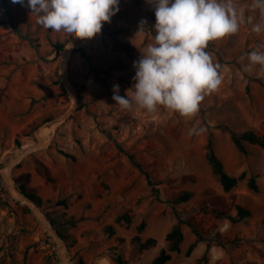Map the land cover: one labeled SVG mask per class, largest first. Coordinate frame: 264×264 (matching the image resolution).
Returning a JSON list of instances; mask_svg holds the SVG:
<instances>
[{
	"label": "rangeland",
	"instance_id": "374dc122",
	"mask_svg": "<svg viewBox=\"0 0 264 264\" xmlns=\"http://www.w3.org/2000/svg\"><path fill=\"white\" fill-rule=\"evenodd\" d=\"M234 3L260 22L258 11L247 7L251 0ZM141 20L145 29L137 33ZM154 24V9L145 0H120L119 11L100 34L77 40L61 74L63 49L57 51L55 44L64 48L71 36L44 29L26 6L0 0V172L38 142L36 129L39 134L40 128L53 129L41 148L12 166L11 175L14 180L30 174L28 188L41 197V213L67 237L65 247L55 242L13 197L0 173V264H62L64 253L72 264H92L113 248L124 264H150L168 246L165 237L178 221L176 211L184 221V241L166 264H264V149L245 143L242 153L231 139L232 132L264 136V70L243 71L246 54L264 45V33L254 34L251 24L242 23L236 34L209 42L206 51L220 66L222 83L188 118L163 107L154 113L135 104L122 109L112 99L115 84L120 96L131 98L133 62L153 42ZM62 75L73 83L79 105L67 120L46 127L74 103ZM103 130L134 155L150 181ZM210 141L230 175L246 174L228 192L208 162ZM37 161L48 167L53 181L38 173ZM251 176L257 192L247 186ZM185 191L191 197L174 205ZM237 205L251 215L234 222L229 217H236ZM125 213L130 224L117 221ZM189 223L220 243L201 241L186 256L196 240ZM136 235L156 243L141 249L133 241Z\"/></svg>",
	"mask_w": 264,
	"mask_h": 264
},
{
	"label": "clouds",
	"instance_id": "9594fccd",
	"mask_svg": "<svg viewBox=\"0 0 264 264\" xmlns=\"http://www.w3.org/2000/svg\"><path fill=\"white\" fill-rule=\"evenodd\" d=\"M31 10L37 23L65 36L92 39L104 23L119 11L120 0H11ZM153 9V42L133 62L135 81L131 98L120 96L119 85L112 87V99L122 109L133 104L148 113L163 107L182 117L192 118L206 95L217 91L223 77L206 49L209 42L236 34L242 23L251 24L254 34L264 33V0H251L247 6L258 11L260 22L245 15L246 9L234 0H145ZM141 20L139 31H144ZM264 45L246 54L244 72L255 66L264 70ZM244 57H241L243 60Z\"/></svg>",
	"mask_w": 264,
	"mask_h": 264
},
{
	"label": "trees",
	"instance_id": "16d2710c",
	"mask_svg": "<svg viewBox=\"0 0 264 264\" xmlns=\"http://www.w3.org/2000/svg\"><path fill=\"white\" fill-rule=\"evenodd\" d=\"M55 49L57 51H62L63 49V44L61 43H56L55 44ZM104 134L112 141H114V143L116 144L118 150L120 152H123L126 154V156L129 158V160L136 166L138 167L147 177L148 181H150V176L147 172H145L144 168L142 167V165L135 159L134 155L127 152L123 146L117 142V140L113 137V135L111 134V132H109L108 130H103ZM231 139L233 141V143L236 145V147L238 148V150L242 153H246V147H245V143H250V144H255L260 146L261 148L264 149V136L263 135H258L257 133H255L254 131H245L242 133H231ZM207 158H208V162L212 167V171L213 173L218 177L219 182L223 188L224 191L228 192L230 190H232L234 187L237 186V184L239 183L240 180L245 178V172H243L240 176L236 177V176H232L230 175L224 168V165L221 161V159L217 156V154L215 153V150L213 148L212 142L210 141L208 143V151H207ZM36 170L38 171V173L42 174L45 178V180L47 182H51L53 181V177L51 176V173L48 169L47 166H45L42 162L37 161L36 164ZM30 180V174L29 173H22L16 177H14V181L16 184V188L23 193L29 200H31L32 202H34L37 206H41L42 204V199L41 197L33 190V189H29L28 188V183ZM247 186L249 187V189L257 192L259 190L258 185L256 183V179L255 176H251L248 181H247ZM156 193H157V188H154ZM191 193L188 191L183 192L182 194H180L178 196V198H176L173 203L174 205L179 203V202H184L187 201L190 197H191ZM23 209L27 212H30V208L23 206ZM236 210H237V215L236 217H229L232 221L236 222V221H240L246 217H249L251 215V212L249 209L241 206V205H237L236 206ZM176 211V210H175ZM176 214L178 216V221L176 224H174L172 226V228L170 229V231L166 234V242L168 244L167 248H162L159 252V254L152 260V262L150 264H166L167 262H169L172 258V253L173 252H179L181 250V244L184 241V234H183V230L181 228V224L184 222L180 217L178 212L176 211ZM117 221H123L126 224H130L131 223V218L129 216V214H123L120 215L117 218ZM50 223L51 225L54 227V229L56 230L57 234L59 235V237L63 240L66 241L67 237L60 232L57 228L56 225L54 223L53 220L50 219ZM189 226L192 229V232L195 234L196 236V240L191 243L187 250H186V256H189L193 249L196 247L197 243L201 242V241H205L208 243V246L210 245L211 242L215 241L216 243H220L218 239L216 238H212V237H206L202 234V232L199 230V228L197 227V225L193 224V223H189ZM145 227V222L143 221L138 227V232H141L143 230V228ZM108 230L112 232V227L109 226ZM133 241L138 243L139 247L141 249H146L149 248L151 246H153L156 243V240L154 238H147L145 241H141V238L139 235H136L133 237ZM112 257L114 258V260L116 261L117 264H124L125 261L123 259L122 254L119 252V250L117 248H113V253L111 254ZM79 264H82V262H80Z\"/></svg>",
	"mask_w": 264,
	"mask_h": 264
},
{
	"label": "water",
	"instance_id": "95a60500",
	"mask_svg": "<svg viewBox=\"0 0 264 264\" xmlns=\"http://www.w3.org/2000/svg\"><path fill=\"white\" fill-rule=\"evenodd\" d=\"M78 38L71 36V38L67 41V43L65 44L63 51H62V55L61 58L59 60V71L62 74V66L64 63V60L67 56V54L70 52V50L72 49V47L75 45V43L77 42ZM62 81L66 87V89L73 95L74 97V103L71 106V108L65 113L62 114L52 120H50L49 122H47V124L45 125L47 126H51L54 123H61L64 122L65 120H67L77 109L78 105H79V95L77 93V91L74 88L73 83L69 80L68 77L63 76L62 75ZM35 137L37 138L38 142L36 143V146H28L26 148H24L21 153L17 156H15L12 160L11 163H13L15 166L16 164L20 163L24 158H26L29 154L33 153L34 151L38 150L39 148H41L44 145V141L41 139L40 134H39V129H36L35 132ZM5 168V167H4ZM4 168L1 170V176L4 178V180L7 182L8 185V189L11 192V194L13 195V197L16 200L21 201L22 203H24L28 208H30V210L34 213V215L38 218V220L42 223V225L45 227V229L47 230V232L49 233V235L51 236V238L55 241V242H61V244L65 247L64 242L62 241V239L59 237V235L57 234V232L52 228L51 224L48 222V220L46 219V217L41 213L39 207L32 202L31 200H29L23 193H21L14 185V180L13 177L11 175V170L12 168H10V174H4L3 170ZM13 191H16L17 195L13 194ZM60 261L62 264H72L69 260L67 255L64 253L63 256L60 255L59 256ZM105 258L109 261L110 264H117L116 261L114 260V258L112 257V255L108 254V253H102L100 255H98L92 264H98V262L102 259Z\"/></svg>",
	"mask_w": 264,
	"mask_h": 264
},
{
	"label": "bare ground",
	"instance_id": "6f19581e",
	"mask_svg": "<svg viewBox=\"0 0 264 264\" xmlns=\"http://www.w3.org/2000/svg\"><path fill=\"white\" fill-rule=\"evenodd\" d=\"M52 130L53 129H51V128H40V137H41V139L45 142V141H47V140H49V138H50V136L52 135ZM30 146H32V145H30ZM33 146H36V144H33ZM28 147V146H27ZM20 154V153H19ZM18 154V155H19ZM14 164L13 163H9V164H7L6 165V167L4 168V170H3V173L4 174H10V168H12V166H13ZM14 194L15 195H17V193H16V191H14ZM60 245H61V243L60 242H58ZM98 264H110L109 263V261L107 260V259H105V258H102L99 262H98Z\"/></svg>",
	"mask_w": 264,
	"mask_h": 264
}]
</instances>
